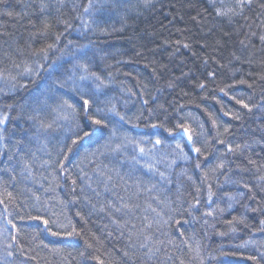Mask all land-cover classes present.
Wrapping results in <instances>:
<instances>
[{
	"label": "trees",
	"instance_id": "obj_1",
	"mask_svg": "<svg viewBox=\"0 0 264 264\" xmlns=\"http://www.w3.org/2000/svg\"><path fill=\"white\" fill-rule=\"evenodd\" d=\"M235 4L0 0V73L7 78L0 114L9 116L7 149L0 140V264H264V0H253L243 15L228 12ZM49 45L44 69L27 80L23 71L34 69L32 58ZM73 53H86L83 62L91 66L116 67L133 92L131 121L147 128L124 136L123 148L137 168L108 155L95 156L104 158L99 166L88 165L86 155L95 153L81 151L83 168L74 169L67 148L93 146L105 128L76 145L66 130L42 139L41 175L38 170L30 181L32 162L23 149L45 131L41 121L54 128L63 120L58 108L68 99L55 98L61 89L54 80L63 82L58 74L70 71ZM80 75L77 69L75 78ZM177 125L188 133L168 141L166 132L179 133ZM177 145L189 153L191 146L188 157L197 156L198 170L168 164L173 154L142 163ZM119 173L125 184L116 185ZM100 178L104 186L92 188ZM107 184L118 188L115 196H108ZM73 230L78 235H68Z\"/></svg>",
	"mask_w": 264,
	"mask_h": 264
},
{
	"label": "bare ground",
	"instance_id": "obj_2",
	"mask_svg": "<svg viewBox=\"0 0 264 264\" xmlns=\"http://www.w3.org/2000/svg\"><path fill=\"white\" fill-rule=\"evenodd\" d=\"M47 53L50 52L51 48H47ZM45 53L42 52L41 54H38L35 58H32V62L34 64V69L37 65V63L39 64H43L44 62V55ZM87 56V54H79V53H73V55L71 56V58H76L71 65V69L70 71L66 72V71H61L58 75V77H60L62 79V81H64L65 75L67 76L68 80L69 77H72L73 80H76L79 84H80V89H78L79 94L77 92H74L71 90V81H69V85L66 86L64 89H62L59 95L55 96V98L58 97V99L63 102V98L65 100L68 101L69 104L74 105L77 110L80 112L81 111V95L85 94V99H89L92 101L93 103V114L99 116L100 118H106L107 120V127H105V131H104V136L102 137V139L94 144L93 146L90 147H81L80 144L76 145V147L74 149H72V151L70 152L69 155V159H70V165L72 167L77 168V170H79L78 167L83 168V164L81 161V156H83L82 154H84V152L87 151V153H95L94 155H86V156H90L89 160L85 162V164H90V165H95L97 164L98 166L100 165V161H102L104 158L96 160L95 156L99 155V156H107L108 158H119L122 161L127 162L128 165H130L133 168H137L136 166H134L132 164L133 159L135 158L134 155L131 152H126L123 148L126 139L129 137H127L126 139H124L123 137L126 135H130L133 133V131L135 130L137 133H140L142 135V133L146 130L145 128L147 127H142V125L140 124H135L136 122L131 121V112H135L134 107L136 106V98L133 95V92H131L126 85L121 82L122 79H119V76L116 74L118 73V69H116V67H112L110 69H108L105 65H98V64H93L91 66V64H89L88 62L86 63L88 66V73H95L96 75H98L99 77H101L103 84L97 88V83H99L98 81L94 82L91 78L87 81H83V82H79L78 78H75V72L77 71L78 68L75 67V65L79 62V63H84L83 60L85 59V57ZM62 57L67 60L65 58L64 55H62ZM71 58L68 60L70 61ZM46 66H49L50 64H45ZM81 70V69H80ZM25 74H22L23 77L27 78V80H31L32 82L35 81L36 76H29L25 71ZM21 72V73H23ZM83 73V71H82ZM85 74V73H83ZM18 77V75H17ZM7 84V78L5 76L0 77V88H2L3 86H5ZM90 84L89 87H87ZM48 106V105H47ZM51 110L53 109V107L50 105L49 107ZM100 109L99 112H96L95 109ZM111 109H115L116 112H119L121 116H124L125 119L124 120H120L118 116H116L112 111H110ZM62 118L63 120H55L56 124L58 125L57 127L48 129L42 133H38V137L34 136L33 137V141H31V144L29 145L28 143L26 144L27 146H25V149H23L22 153H27L28 157H30L31 160V164L29 166V169L32 168L33 170H31V173H27V175L29 176V174H32V178L27 177L28 180L30 181H34V173L37 172L39 170V163H40V153H41V148H42V139L43 138H49V137H56L57 136V132H63L66 130H72L74 132L75 129V123L76 121H79L80 123H86L83 120V111H82V115L79 114L75 117V119L73 118V115L71 113L70 110L63 108L62 110ZM54 112L52 110V116H54ZM81 115V116H80ZM65 117H67V119H65ZM153 124H150V127H152ZM154 129V128H151ZM182 129H179V133H167V140L171 141V142H175L176 137H180L182 136ZM121 134V137L119 136L117 138V136ZM157 134V133H156ZM55 135V136H54ZM133 135V134H132ZM180 135V136H179ZM155 136V134H154ZM6 142V149L8 148V142L6 141V139H3ZM88 140V139H87ZM87 140H83L81 144L86 143ZM180 140V139H179ZM186 147V146H184ZM184 147H180L174 150L173 149H169L167 147H164V150L159 153L156 154L154 156H146L145 160L142 162H146V161H153L154 163L156 162H160V161H165V158L168 154H173L172 159L168 162V164H171L173 166H181L184 168H191L195 167L196 170H198V168L196 167L195 162L197 161V156L192 155L191 158L188 157V155L191 154V146L189 147L190 153L188 152L187 148ZM27 148V149H26ZM81 151H84L83 153H80ZM186 154V156L184 155ZM25 157V156H24ZM89 162V163H88ZM27 165V164H26ZM66 165V164H65ZM86 165V166H88ZM22 166H24V164L18 166L20 169V172L22 170ZM70 166V167H71ZM84 166V168L86 167ZM62 170H64V167L62 168ZM84 172V171H83ZM38 173L41 175V170L38 171ZM125 173H119L118 178H117V183L116 185H122L125 184V182H123L122 179L123 175ZM113 176V175H112ZM63 181V184L65 183V177L63 175V179L61 180ZM79 182H80V186L82 187H87V182H86V177L84 176V174H82L79 177ZM109 184L105 185V190L108 194V196H115L117 194V187L110 185ZM96 186H104L103 185V180L100 178L97 182V184H92V188L96 187ZM114 202L116 199H112ZM119 202V201H118ZM112 204L114 205V203L112 202ZM8 225V224H7Z\"/></svg>",
	"mask_w": 264,
	"mask_h": 264
},
{
	"label": "snow or ice",
	"instance_id": "obj_3",
	"mask_svg": "<svg viewBox=\"0 0 264 264\" xmlns=\"http://www.w3.org/2000/svg\"><path fill=\"white\" fill-rule=\"evenodd\" d=\"M252 2H253V0H236L235 7L234 8H230L228 10V12L232 13L234 15H243V11H244L245 7H251ZM261 7L264 8V4H262ZM87 10L88 9H85V11H87ZM227 14L228 13H225V12H222L220 10H217V15H227ZM56 39L59 40V36H57ZM260 39L262 41H264V36H261ZM183 46L186 47V48L189 47L188 44H184ZM52 47H54V46L53 45H49V48H52ZM41 51H43L45 53V58H46L47 50L42 49ZM75 67L78 68V69H81L83 71V73H85V74L80 75L78 77V81L79 82L87 81V80H89L91 78L94 82H96V81L99 82V83H97V88H99L103 84V81H102L101 77H99L95 73H88V66H87L86 63H79L78 62L75 65ZM43 69H44V65L37 63L35 69L27 68L26 72H27V74L29 76H38ZM2 76H3V73H0V77H2ZM69 81H71V90L74 91V92H77L79 94L78 89H80V84L76 80H73L72 77H69L68 80H65L63 82L59 81L58 79L54 80V84H55V86L58 89L62 90L66 86L69 85ZM199 86L201 88L204 87L203 84H201ZM24 87H26V85H24ZM221 91H223V89H221ZM80 98H81V101H82L81 110L83 111V120L86 123L82 124L79 121H76L73 137H70L73 145L79 144L83 140H87V139L92 138L95 134L99 133L105 127H107L106 118H100L99 116L93 114V103H92V101L89 100V99H85L83 97V95H81ZM145 103H147V101H145ZM238 103H243V102L242 101H238ZM9 107H11V106H9ZM21 107L23 108L24 105H21ZM62 107L70 110L74 119H75V117L77 115H79V111L77 110V108L74 105L69 104L67 101L63 102ZM244 107L248 108L249 106L247 104H244ZM95 111L99 112L100 109L97 108V109H95ZM110 111H112L116 116H118L120 120H124L125 119V117L121 116L119 112L115 111V109H111ZM236 118L239 119L238 116ZM8 119H9V116L7 114H0V140H3L5 138L4 137L5 129H4L3 126L7 123ZM29 119H35V117H31L30 116ZM65 119H67V117H65ZM40 126L45 131L48 128L52 127L51 124L44 125L42 121L40 122ZM158 126L159 127H163V125H156V124L152 125L153 128L158 127ZM177 127L182 129V131L184 133H188V131H189L188 128L184 127L183 125H177ZM169 131H171V130H169ZM187 139H188V141H191L192 140V136L188 135ZM221 142L223 143V141H221ZM155 143L156 144H160L161 141L160 140H156ZM176 147L180 148V145H177ZM236 147H237V149H239L241 146L237 145ZM62 151H63V149H62ZM67 151L71 152L72 148L68 147ZM192 151L196 152V153H201V149L197 148L195 146H193ZM228 151L229 152L233 151V148L231 147V145L228 146ZM140 152L143 153L144 149H140ZM64 159L66 160L67 157L65 156ZM196 167L199 168L200 165L197 164ZM61 168H63V165H61ZM223 168H224V164L223 163H220V164L217 165V169H223ZM260 179H264V177H261ZM73 183H75V182L73 181ZM243 187L244 188H249V185L244 184ZM209 189H211V185H209ZM209 200H211V191L209 192ZM124 207H127V205H125ZM116 210L120 211L121 209L117 208ZM255 210L256 209H253V211H255ZM206 215H212V213L208 212V213H206ZM33 219L39 220L41 218L40 217H34ZM177 223H179V222L177 221ZM261 223L264 224V221H261ZM43 224L47 225L48 221L44 220ZM133 227H135V226H133ZM148 227H150V225ZM73 234L78 235V233H75V230H73V232L68 233V235H73ZM52 235L55 236V235H58V233L53 232ZM145 239L148 240V239H150V237H145ZM89 247H91V245H89ZM141 247L142 248H148L149 251H151V249L149 248V245L147 243L142 244ZM9 255H11V253H9ZM124 255L127 256L128 253L125 252ZM225 255H227V253H225ZM96 259H98V258H96ZM249 259H255V258L254 257H249ZM100 264H103V261H100Z\"/></svg>",
	"mask_w": 264,
	"mask_h": 264
},
{
	"label": "rangeland",
	"instance_id": "obj_4",
	"mask_svg": "<svg viewBox=\"0 0 264 264\" xmlns=\"http://www.w3.org/2000/svg\"><path fill=\"white\" fill-rule=\"evenodd\" d=\"M60 110L62 111V108H61V107L58 108V111H60ZM55 113H57V112H55ZM140 139H141V138H140ZM140 139H139V140H140Z\"/></svg>",
	"mask_w": 264,
	"mask_h": 264
}]
</instances>
